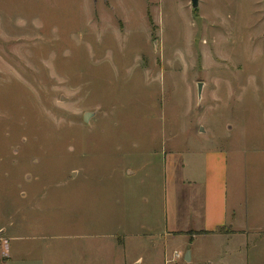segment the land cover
Segmentation results:
<instances>
[{"label":"rangeland","instance_id":"obj_1","mask_svg":"<svg viewBox=\"0 0 264 264\" xmlns=\"http://www.w3.org/2000/svg\"><path fill=\"white\" fill-rule=\"evenodd\" d=\"M209 149L228 153L229 206L252 245L264 238V0H0L8 264H241L203 230L166 232L168 162L184 161L175 181L198 179Z\"/></svg>","mask_w":264,"mask_h":264},{"label":"crops","instance_id":"obj_2","mask_svg":"<svg viewBox=\"0 0 264 264\" xmlns=\"http://www.w3.org/2000/svg\"><path fill=\"white\" fill-rule=\"evenodd\" d=\"M178 161V162H177ZM170 177L169 199L166 207L167 235L173 233H188L194 231H205L198 234L219 241L235 244L234 255L239 258L241 264L249 259L264 258V247H259L261 238H255L252 245L249 244V235L256 234L257 231L250 230L245 223L246 215L243 213L241 204L229 206L228 202V182H229V158L228 153L220 149L208 150L204 153V172L201 178L184 179L180 177L175 181L176 171L185 168L184 161L179 162V158H174L169 163ZM177 182V183H175ZM222 228H226L223 231ZM1 229V228H0ZM2 232V230L0 231ZM262 234V232H260ZM185 237V235H179ZM196 237V236H195ZM192 237V238H195ZM118 238L117 243L124 247L125 240ZM2 240V236H0ZM226 240V241H225ZM192 243V242H190ZM246 249L244 250V247ZM188 247L185 251V261L192 262L194 251ZM239 249V250H238ZM237 251L238 254L237 255ZM187 252H190L189 260H186ZM261 252V253H260ZM6 258H0V264H8L10 259L7 253ZM229 258H232L231 256ZM41 259V257H34ZM246 259V261H244ZM248 259V260H247ZM44 264V261H43ZM140 264V262L136 263Z\"/></svg>","mask_w":264,"mask_h":264},{"label":"water","instance_id":"obj_3","mask_svg":"<svg viewBox=\"0 0 264 264\" xmlns=\"http://www.w3.org/2000/svg\"><path fill=\"white\" fill-rule=\"evenodd\" d=\"M198 5H199V0H192V7L194 9H197L198 8ZM201 89H202V83H200L198 85V91H199V94H201ZM94 113H91V112H87L84 114V120L87 122L89 120V118L91 116H93ZM189 257H190V252H187V255H186V260H189Z\"/></svg>","mask_w":264,"mask_h":264},{"label":"built area","instance_id":"obj_4","mask_svg":"<svg viewBox=\"0 0 264 264\" xmlns=\"http://www.w3.org/2000/svg\"><path fill=\"white\" fill-rule=\"evenodd\" d=\"M174 256L179 257L180 253L177 251V252L174 253Z\"/></svg>","mask_w":264,"mask_h":264}]
</instances>
